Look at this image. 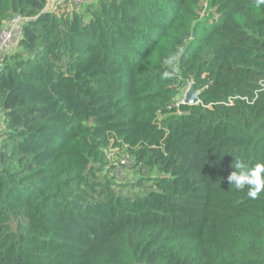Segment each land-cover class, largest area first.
Wrapping results in <instances>:
<instances>
[{
  "label": "trees",
  "instance_id": "obj_1",
  "mask_svg": "<svg viewBox=\"0 0 264 264\" xmlns=\"http://www.w3.org/2000/svg\"><path fill=\"white\" fill-rule=\"evenodd\" d=\"M46 3L0 0V29L27 18L0 64V264H264V192L227 180L264 161V4Z\"/></svg>",
  "mask_w": 264,
  "mask_h": 264
},
{
  "label": "built area",
  "instance_id": "obj_2",
  "mask_svg": "<svg viewBox=\"0 0 264 264\" xmlns=\"http://www.w3.org/2000/svg\"><path fill=\"white\" fill-rule=\"evenodd\" d=\"M85 0H47L46 8L50 9L53 12H59L60 6L58 3L60 2H68L72 4L74 7L80 5ZM27 18L19 13L12 14L7 20L5 25L0 29V64L3 61L4 55L6 54L7 50L10 48L11 41L14 36L17 35L16 30H19V26L26 20ZM183 102V98L180 99ZM115 150L112 152L113 156H111L110 150ZM107 150H109L107 152ZM116 148L109 147L105 150L107 154H109L110 158V165L112 166L113 170L120 171L122 168L130 166L133 163V158L129 153H118ZM106 154V155H107ZM119 154V155H117Z\"/></svg>",
  "mask_w": 264,
  "mask_h": 264
},
{
  "label": "clouds",
  "instance_id": "obj_3",
  "mask_svg": "<svg viewBox=\"0 0 264 264\" xmlns=\"http://www.w3.org/2000/svg\"><path fill=\"white\" fill-rule=\"evenodd\" d=\"M257 4H264V0H257ZM234 168L227 177L230 185L237 190L247 187V195L252 199L264 192V161L249 166L243 158H236Z\"/></svg>",
  "mask_w": 264,
  "mask_h": 264
},
{
  "label": "rangeland",
  "instance_id": "obj_4",
  "mask_svg": "<svg viewBox=\"0 0 264 264\" xmlns=\"http://www.w3.org/2000/svg\"><path fill=\"white\" fill-rule=\"evenodd\" d=\"M87 0H85L83 3H81L78 6H73L72 4H69L68 2H60L58 3V6H60V10L61 11H69L73 8H76L78 10H82L85 8V4H86ZM60 12V11H59ZM191 83L187 82L186 84H183V86L180 89V93H179V99H182L185 96V93L187 91V89L190 87ZM3 127V117H2V112L0 111V129ZM109 150H107L108 152ZM112 152H115V150H110V155L113 156ZM107 154V153H106ZM109 154H107V158L109 160V164H110V156ZM119 155V154H117ZM106 171V168H105ZM113 174H109V176H113L114 179L117 182H128V181H135L140 177V174H138V171L135 170L134 168L127 166L122 168L120 171H114L112 170ZM103 174L101 173L100 176H102ZM144 186V187H143ZM142 187L139 188H131L128 186H122V187H118V191L122 194H128V195H134V194H138L140 192H142V190L148 186V184L145 183V185H143Z\"/></svg>",
  "mask_w": 264,
  "mask_h": 264
},
{
  "label": "water",
  "instance_id": "obj_5",
  "mask_svg": "<svg viewBox=\"0 0 264 264\" xmlns=\"http://www.w3.org/2000/svg\"><path fill=\"white\" fill-rule=\"evenodd\" d=\"M198 93L195 91L193 84L190 85V87L187 89L185 96L183 97V102L185 103H197Z\"/></svg>",
  "mask_w": 264,
  "mask_h": 264
},
{
  "label": "crops",
  "instance_id": "obj_6",
  "mask_svg": "<svg viewBox=\"0 0 264 264\" xmlns=\"http://www.w3.org/2000/svg\"><path fill=\"white\" fill-rule=\"evenodd\" d=\"M16 32H17V35L16 36H14L13 37V39H12V41H11V45H10V48L7 50V52L9 53V52H11V50H12V47L15 45V42H16V38H17V36H18V30H16ZM6 52V53H7Z\"/></svg>",
  "mask_w": 264,
  "mask_h": 264
}]
</instances>
